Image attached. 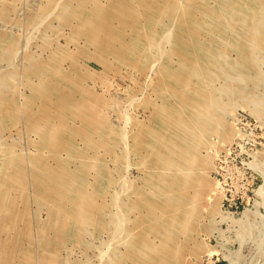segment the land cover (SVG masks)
I'll return each instance as SVG.
<instances>
[{
  "label": "rangeland",
  "instance_id": "obj_1",
  "mask_svg": "<svg viewBox=\"0 0 264 264\" xmlns=\"http://www.w3.org/2000/svg\"><path fill=\"white\" fill-rule=\"evenodd\" d=\"M0 264H264V0H0Z\"/></svg>",
  "mask_w": 264,
  "mask_h": 264
}]
</instances>
